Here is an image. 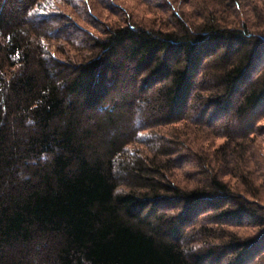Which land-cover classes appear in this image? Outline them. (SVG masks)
<instances>
[{"label":"trees","instance_id":"1","mask_svg":"<svg viewBox=\"0 0 264 264\" xmlns=\"http://www.w3.org/2000/svg\"><path fill=\"white\" fill-rule=\"evenodd\" d=\"M81 1L0 0V264H261L262 12L90 34Z\"/></svg>","mask_w":264,"mask_h":264},{"label":"rangeland","instance_id":"2","mask_svg":"<svg viewBox=\"0 0 264 264\" xmlns=\"http://www.w3.org/2000/svg\"><path fill=\"white\" fill-rule=\"evenodd\" d=\"M170 1L175 6V9L181 14L185 13L187 17L189 18V23H196L201 22L204 18L202 17L204 11H202V8H209L211 9L212 3L214 1L219 0H83L81 3H77V6L82 8L80 12H77L75 8L72 10L70 8L65 9L66 16L70 19V21H73L74 24L78 26V29H83L84 31H87L88 33H96L97 31L93 27L92 20L93 18L98 19L101 21L99 23V32L101 31L102 26H107L109 24L115 23L120 24L122 23V16L128 17V19L132 20L133 22L137 23L138 26H153L154 24H162V26H168L171 25L174 26V14L172 8H170V5L167 3ZM251 1V0H250ZM249 1V2H250ZM248 2V3H249ZM253 2V1H251ZM246 5V9H248L249 15H264V1H258L255 0L253 4L250 6V4ZM254 3L258 5V8L254 6ZM83 4L85 6L83 7ZM115 5V7H113ZM75 10V11H74ZM86 12V14L84 13ZM202 12V13H201ZM241 17V15L239 14ZM262 22L264 20L262 19ZM158 26V25H155ZM82 36L78 35L77 38L81 39ZM263 61H260L262 63ZM260 67L256 66L253 69V73L256 74L257 71H259ZM259 117L256 121L257 126L264 127V111H261L259 113ZM180 125L176 124L174 127H178ZM161 134L163 137H168L167 135V129L161 128ZM211 143H215L213 145V148L218 145L220 142H222L221 139H209ZM257 148L261 153L264 155V135L260 136L257 135ZM208 143V142H207ZM209 144V143H208ZM142 145V144H140ZM196 146H199V144ZM261 159L263 160V156H261ZM258 161H255V159L248 164V167L250 169H256L262 160L260 158H256ZM264 162V161H263ZM190 169L189 165L181 164V168L176 169L174 171L176 177L180 180L182 175H184L188 170ZM233 182L232 180H230ZM258 183L261 187L260 189V196L258 198V204L262 208L261 210L264 211V174L261 173L258 178ZM264 213V212H263ZM248 223L240 225L238 228L235 229V231L241 235L242 237H250L257 233L258 228L254 226L255 224L252 223L251 219L246 221ZM263 254V258L261 259V264H264V246L259 250L257 255Z\"/></svg>","mask_w":264,"mask_h":264}]
</instances>
